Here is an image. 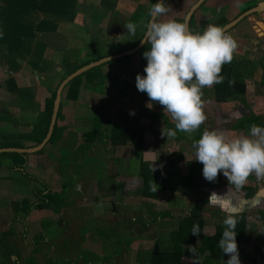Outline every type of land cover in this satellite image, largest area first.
<instances>
[{
  "label": "crops",
  "instance_id": "obj_1",
  "mask_svg": "<svg viewBox=\"0 0 264 264\" xmlns=\"http://www.w3.org/2000/svg\"><path fill=\"white\" fill-rule=\"evenodd\" d=\"M77 1L73 21L61 19L55 31L39 33L36 44L40 41L47 45L41 68L30 63V56L13 59L0 43V148H23L28 152L26 156L19 155L24 152L0 153V264H25L33 255L32 242L40 233L44 240L62 238L67 226L60 206L40 202L36 194V190L46 188L52 195L64 194L63 203L70 209L69 222L76 210L87 208L94 223H106L98 225L103 231L107 224H124L119 230L125 226L130 230L121 235L131 240L132 248L137 247L132 249L134 257L139 248L169 244L171 233L179 230L199 201L207 236L216 234L228 214L244 213L239 259L241 264H256L250 256L256 247L264 245V179L252 174L237 189L221 172L216 181L209 182L203 177V165L194 159L192 144L205 129L247 135L252 120L264 126V0H204L193 13L188 24L193 32H203L209 24L225 28L239 20L225 33L237 43L233 53L237 61L247 60L253 65H240L246 90L240 91L237 98L218 99L214 86L202 89L207 119L199 129L191 134L176 131L174 137L167 136L169 129L175 130L171 116L157 102L148 108V96L136 88V75L145 73L141 56L135 52L124 61L112 60L71 80L62 92L55 136L43 148L35 149L46 138L50 126L52 113L47 101L71 74V68L84 66L91 54L96 58L94 43L106 57L141 42L151 19L149 10L156 3ZM109 1L115 2L113 8ZM199 1L165 0L169 12L158 19L186 22ZM46 18L38 10L28 15L33 24ZM128 24L135 25L134 35L125 27ZM126 70L128 75L124 74ZM100 111L109 129L106 139L94 132ZM123 128L144 130L143 141L127 138L124 132L112 136L114 130ZM25 159L23 172L15 165ZM24 201L31 208L28 213L22 210ZM90 218L82 221L88 229L86 239L93 246L104 245L108 238L101 230L89 227L93 222ZM12 227L14 234L3 240ZM118 237L116 231L113 238ZM182 246L188 250L184 259L188 264H202L208 253L198 260L191 256L202 248L201 240ZM45 254L41 249L34 254L38 264L39 257ZM228 259L224 254L217 264H226Z\"/></svg>",
  "mask_w": 264,
  "mask_h": 264
},
{
  "label": "clouds",
  "instance_id": "obj_2",
  "mask_svg": "<svg viewBox=\"0 0 264 264\" xmlns=\"http://www.w3.org/2000/svg\"><path fill=\"white\" fill-rule=\"evenodd\" d=\"M168 12L164 0H156L149 10L151 20L141 40L142 44L150 45L143 53L147 64L145 74L138 73L135 83L138 91L147 94L148 108L157 102L163 106L164 113L171 116L175 130L169 129L167 136L174 137L176 131L191 134L205 122L202 89L224 82L222 67L233 60L237 43L216 24H209L203 32H193L186 22L158 19ZM125 27L135 34L134 24ZM130 114L134 115V111ZM192 147L194 159L203 165V177L209 182L216 181L221 172L229 185L237 189L242 188L252 174L264 179V127L252 124L247 135L205 129ZM236 223L231 214L223 220L218 245L229 256L226 264H241ZM191 233L199 235V226L193 225Z\"/></svg>",
  "mask_w": 264,
  "mask_h": 264
},
{
  "label": "trees",
  "instance_id": "obj_3",
  "mask_svg": "<svg viewBox=\"0 0 264 264\" xmlns=\"http://www.w3.org/2000/svg\"><path fill=\"white\" fill-rule=\"evenodd\" d=\"M3 3L0 4V43H4L6 46L7 52L13 59L21 57L27 58L30 56L29 61L30 63L37 68H41V62L44 59V53L46 51L47 45L43 42H38L36 44V40L38 38L39 33L44 32H53L58 29L59 22L61 19L67 21H73L76 17V5L77 0H2ZM115 1V0H113ZM108 2L105 0V3ZM115 2L109 1V6L112 7ZM114 7V6H113ZM112 7V8H113ZM38 10L48 16V18L44 19L38 24H33L31 21L28 20V15L33 11ZM124 27V26H122ZM140 42L135 44L132 48L136 47ZM150 47L148 44H144L143 47L137 51L142 58V71L144 70L147 60L143 56V53ZM93 51L96 53L95 59H90L86 62L85 65L93 63L95 60H99L103 57L98 50L97 46L94 43L92 45ZM131 48V49H132ZM119 52L125 51L124 49H119ZM128 58V57H127ZM44 61V60H43ZM241 63L251 67L253 66L250 61L242 60L237 61L236 56H233V60L231 63H226L222 67L221 75L224 77V82L221 84L214 85V89L216 90V96L218 99L226 98V96H230L232 98H237L239 96V92H245L246 90V81L245 77L243 76V71L240 68ZM251 63V64H250ZM81 66H74L71 68L72 72L80 69ZM71 72V73H72ZM128 75V72L124 73ZM141 75H144L143 73ZM232 81L231 85L229 81ZM57 92L53 93L51 99L47 101V109L52 113L54 108V102L56 99ZM147 95V94H146ZM101 118L99 121L98 118ZM104 116L102 115L101 111L97 113L96 120H95V134L101 139H106L108 134V130L105 124ZM252 124H257L260 122L257 119L251 121ZM257 124V125H259ZM261 126V125H259ZM264 127V126H261ZM56 127L54 129L52 138L56 134ZM123 132L126 134L127 138L133 137L135 140L137 139L139 143L143 141L144 137V130H130V129H118L113 131V137L118 134L119 136L123 135ZM94 134V133H92ZM115 135V136H114ZM90 137V135H88ZM113 143H116L115 140H112ZM91 146V144H89ZM88 145V146H89ZM84 150L83 148L80 149ZM27 151L24 153H20L19 155L26 156ZM26 159L22 163H18L15 165L16 168L25 172V165ZM36 194L39 198V201L46 204V203H57L60 206L62 212L67 211L66 218L64 217L65 223L69 225V217H70V209L66 207L63 203V196L62 195H52L50 190L46 188L44 191L36 190ZM30 206L28 201H24L22 204V210L25 213H28L30 210ZM236 219V241L237 245H239L241 235H242V222L245 220V214H238L234 216ZM130 224V223H129ZM121 223H112L107 224L106 231L102 230L100 226L89 225L91 228H95L101 230V234H105L107 238H113L114 233L119 230ZM193 225L199 226V235H193L192 229ZM223 222L218 227L216 234L213 236H207L204 233V219L202 216V206L201 201L197 202L192 209V215L190 217L185 218L181 224L179 230H176L171 233V239L169 244L160 245V247H152L146 248L142 247L138 250L136 259L139 264H188L185 262V257L188 255V250L183 248V244L185 242L194 241V240H201L202 248L200 250H195L191 253L192 257L195 259L202 258V255L208 251L206 257L203 259L202 264H211L217 262L222 258L224 255L223 251L220 250L218 242L222 235L223 231ZM88 229L85 230V232ZM14 234V228L12 227L9 232L2 236L3 240H8L10 236ZM45 238L43 233L38 234L32 245L34 246L33 255L28 257L25 260V264H38L37 259L35 257V253L40 252V246L37 244L39 241H43ZM131 242V240H128ZM129 242V244H130ZM116 243V252L114 255H118L121 253V245L118 242ZM8 245L5 242V245ZM254 263L256 264H264V245L258 246L255 248L254 253L250 256ZM113 257L109 256L107 258H88V264H105L111 262ZM63 260H59L55 264H59Z\"/></svg>",
  "mask_w": 264,
  "mask_h": 264
},
{
  "label": "rangeland",
  "instance_id": "obj_4",
  "mask_svg": "<svg viewBox=\"0 0 264 264\" xmlns=\"http://www.w3.org/2000/svg\"><path fill=\"white\" fill-rule=\"evenodd\" d=\"M130 55L121 57L117 60L124 61ZM93 58L94 57L91 54L89 60ZM77 153L79 154L75 155V159H78L79 156L81 155V152H77ZM135 166L136 163L135 162L132 163V167L134 168ZM67 214H68L67 211L62 212V216L65 218ZM71 217L72 219L69 222V225L65 223L67 228L66 231L63 233V235L62 236L60 235L62 238L58 237L52 240H43V241L41 240L37 244L38 246H40L41 250L46 251V254L44 256L41 255L42 257H39L41 264H55L59 260H63L59 264H88L89 263L88 258L96 259V256L97 258H107L109 256L113 257L111 264H132V261H135L134 262L135 264L137 263V259H136L137 255L134 257L132 252L133 251L132 249L136 246H133L132 248V242L128 241V239L125 236L121 235L122 233H128L130 231L126 226L121 227L120 230L117 231V233L120 234V237H118L116 240H114V238H108L107 240H105L106 243L103 242L104 245L96 244L97 246H93V244H89L90 240L86 239L85 230L87 228H86V224L82 223V221L84 220V218L91 217L90 219L93 222H91V224L89 225L98 226V225H106V223L104 224H99V222L94 223V219L92 218V212H90L89 209L87 208H80L76 210L75 214H73ZM103 236H105V234H103ZM114 241L118 242L121 245V248L123 249L121 250V253H119L118 255H114L115 252L117 251ZM109 245L111 247L115 246L113 247V250L112 249L110 250ZM5 246L14 248L7 244ZM104 246H107L106 250H104L105 249ZM92 247H94V249L96 250L91 249Z\"/></svg>",
  "mask_w": 264,
  "mask_h": 264
},
{
  "label": "water",
  "instance_id": "obj_5",
  "mask_svg": "<svg viewBox=\"0 0 264 264\" xmlns=\"http://www.w3.org/2000/svg\"><path fill=\"white\" fill-rule=\"evenodd\" d=\"M165 1V0H164ZM204 2V0H200L197 5L191 9V11L189 12L188 14V17H187V20H186V23L187 25L189 24V21L191 19V17L193 16V13L195 12V10ZM258 11L261 10L260 9H257ZM252 11H255V10H252ZM249 12H247L245 14L248 15ZM244 16V17H245ZM151 20V19H150ZM239 20H236L235 22H232L231 24H229L228 26H226L224 29V31H227L229 28H231L232 26H234ZM144 39V38H143ZM142 39V40H143ZM144 44H142L141 42L134 48L132 49H129V50H125L123 52H120V53H116V54H113L110 55V56H106V57H103L99 60H96L95 62L93 63H90V64H87V65H84L82 66L80 69L76 70L75 72L71 73L67 78L64 79V81L61 83L58 91H57V95H56V99H55V102H54V108H53V112H52V116H51V122H50V126H49V130H48V133H47V136L46 138L43 140V142L38 146L36 147L35 149H41L43 148L51 139L52 135H53V132H54V129H55V126H56V123H57V116H58V112H59V109H60V104H61V98H62V92L65 88V86L73 79H75L76 77L82 75L83 73L87 72L88 70L92 69V68H95L97 66H100L102 64H105L107 62H110L112 60H116V59H119L121 57H125L127 55H130V54H133L137 51H139L142 47H143ZM26 149H23V148H0V153H3V152H25Z\"/></svg>",
  "mask_w": 264,
  "mask_h": 264
},
{
  "label": "flooded vegetation",
  "instance_id": "obj_6",
  "mask_svg": "<svg viewBox=\"0 0 264 264\" xmlns=\"http://www.w3.org/2000/svg\"><path fill=\"white\" fill-rule=\"evenodd\" d=\"M10 237H11V236H10ZM8 240H9V238H8ZM8 245L12 246V245H11V244H9V243H8ZM9 249H10V250H14V249H13V248H11V247H9Z\"/></svg>",
  "mask_w": 264,
  "mask_h": 264
}]
</instances>
